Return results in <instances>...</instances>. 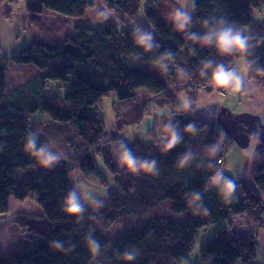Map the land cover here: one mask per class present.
<instances>
[{"label":"trees","instance_id":"16d2710c","mask_svg":"<svg viewBox=\"0 0 264 264\" xmlns=\"http://www.w3.org/2000/svg\"><path fill=\"white\" fill-rule=\"evenodd\" d=\"M96 1L29 0L25 8L31 21L46 13L59 14L76 19L73 31L59 43L36 40L9 57H0V214L9 212L10 199L33 200L50 223L44 231L25 229L22 233L26 236L13 250L0 256V264H179L180 258H190L199 231L222 223L226 226L216 229L200 248L199 264H249L258 256L256 237L253 234L231 237L229 227L232 218L239 214H246L256 226L264 221V159L254 166L250 183L237 179L233 200L226 202L217 187L210 183V177L215 169L222 170L225 156L235 142L231 138L226 142L223 152L212 159L214 168L209 169L204 149L213 142L218 125L207 124L194 113V103L201 91L223 94L229 88L235 89L202 78L199 74L202 63L210 58L234 64L239 57L218 56L214 49L193 45L183 34L174 31L165 19L172 6L170 0H101L108 9H116L125 15L120 26L114 19L102 17L95 25L86 19L87 11L94 8ZM2 2L0 0V4ZM142 8L145 25L137 17ZM262 9L264 0H197L193 30L199 31L200 22L206 18L223 17L241 30L264 38L258 33L264 30L263 26L253 20L254 13L264 16ZM135 19L142 25L131 23ZM127 24L130 27L127 28ZM133 25L151 31L159 48L145 51L137 47L131 36ZM165 51H171L174 60L161 63L158 57ZM252 51L251 58L256 65L246 77L263 85L264 71L257 69H264V44ZM180 53L183 58L178 59ZM67 59L70 62L66 65L49 70L53 62ZM131 60L139 61V65L132 64ZM10 64L32 65L41 72L8 92L5 72ZM164 64H167V71ZM178 64L186 69L190 79L179 76ZM46 89L52 91L50 97L46 95ZM62 89H66L64 94L60 93ZM139 89L160 97L156 106L171 111L181 128L194 122L205 129L202 128L197 135L182 133V142L165 150L160 143L165 133L159 127L160 122L156 121L155 130L158 125L160 137L154 132L149 143L138 136L129 142L119 131L131 126L124 121L135 123L136 118L140 119L144 113L141 105L123 117L118 116L120 123L123 122L122 127L119 125V131L107 138L100 116L102 99L109 95L118 101L134 99ZM179 92L185 93L192 101L194 111L178 109L176 98ZM11 108L14 110H9ZM38 111L46 114L52 122L70 123L86 149L73 165H56L20 182L17 178L19 171L39 165L25 150L27 134L35 132L38 143H47L39 133L41 124H32L29 120L28 114ZM234 116L256 124L249 131L260 124L255 116ZM166 121L167 116L163 122ZM121 140L138 157L157 160L158 175L128 174L114 155ZM187 150L199 155L190 165L181 168L177 161ZM103 170L111 177L115 189L100 209L101 214H94L95 222L66 214L62 201L73 187L71 173H80L85 181L106 187L108 180ZM192 192L201 194L208 215L196 212L189 204L188 194ZM165 202H169L171 213L189 212L188 216L176 222L159 214L127 229L114 241L104 238L103 234L115 222L143 216ZM85 217H88L87 212ZM90 232L102 246L101 255L95 258L86 247ZM54 240L64 241L65 250L52 248ZM126 251H136V259L124 260Z\"/></svg>","mask_w":264,"mask_h":264},{"label":"rangeland","instance_id":"374dc122","mask_svg":"<svg viewBox=\"0 0 264 264\" xmlns=\"http://www.w3.org/2000/svg\"><path fill=\"white\" fill-rule=\"evenodd\" d=\"M28 2L29 0H3L6 9L0 10V16L3 19L0 21V57H9L23 49L26 44H32L36 40H40L49 44L59 43L67 34L73 31V25L76 19L65 17L59 14L46 13L45 15L37 17L36 21H31L25 8L26 3ZM101 13L105 15H101ZM102 17L106 19H114L119 24V26L123 22L122 19H126L125 15L120 11L113 8L108 9L104 2L97 0L94 8L87 11L86 19L95 25ZM137 17L138 20L143 22L145 25L143 8L140 10ZM253 20L254 23L261 25L264 28V18L262 16L254 13ZM139 21H136L135 19L132 20L131 23L141 26L142 23ZM126 27H130V24H127ZM258 33L264 37V30H261V32ZM180 58H183L182 53L178 55V59ZM68 62H70L68 59L65 61H55L50 65L49 70L58 69L66 65ZM130 62L132 64L134 63L139 65V61L137 60H131ZM240 63V59L236 58L234 64L239 67ZM177 67L181 66L178 64ZM39 72L41 71L32 65L10 64L7 71L5 72L8 92L17 89L29 79L39 74ZM51 86L54 87L56 85L52 84ZM60 91V93L64 94L66 89H62ZM45 92L48 97L52 95V91L50 89H46ZM159 98L160 97L158 96H153L145 89H139L137 91L136 98L125 101H118L113 95L105 96L101 101L100 116L105 124L107 138L119 131V125L122 127L121 123L123 124V122L120 123L119 120L121 118L118 119V116L123 117V115L128 114L131 109L136 107L140 108L141 105L144 107H142L144 109V113H142L140 119L136 118L135 123L133 121H124L126 124L130 123L131 126L122 127L119 133L121 132L122 136L129 142L138 136V138L143 142L149 143L154 137V132H156V134L160 137L161 130L159 127L162 128V119L164 120L165 117L163 116L162 118V114L168 112L169 110L163 108V106L160 105V107L156 106L155 103L158 102L157 99ZM186 100H188V98L185 93L179 92L177 94V105L181 106L178 109L183 110L182 105ZM211 103H218L223 107L229 108L231 112H238L240 106L243 104V101L233 95H221L215 91H201L194 103L196 107L195 110L203 108ZM9 110L14 109L11 108ZM28 115L32 124H41V131L39 133L40 135L44 136V139L47 142L46 144H48L53 150L61 151L66 154L67 158L62 160L57 165H62L65 163H72L73 165L80 153L85 151L86 148L84 147L82 140L78 137L75 128L70 123L52 122L46 114L40 111ZM156 121L160 122L159 127L157 125V130H155ZM216 128H220L219 125ZM244 150L245 149L239 148L235 143L233 144L230 152L225 156V165L222 167V170L225 173L229 172V174L233 177H238L237 179H242V177H244V164H242L245 159ZM45 170L46 168H43L40 165L30 167V169H26V171L21 170L18 172V181H27L31 179L34 174L37 176L38 173ZM72 171L74 170L72 169ZM103 172L106 179L108 180L106 187H102L100 183H90L85 181L80 173H71L70 181L72 186L77 180L92 185L100 194V198L104 200L105 204L110 193L114 191L115 185L107 171L103 170ZM169 205V202H165L149 210L143 214V216H132L125 220L115 222L109 227L103 236L108 241H114L127 229L135 227L139 224H143L149 218L159 214H164L176 222L182 221L188 216L189 212H184L181 214L171 213L168 209ZM101 212L102 211L100 209L97 212H93L91 209H88L87 214L88 216H94V214L99 216ZM221 226H223V224L210 225L208 229L201 230L197 233L194 249L190 256L191 264H199L198 253L200 248L213 236L215 230ZM9 231L10 233L15 231L18 236H22V227L15 223H13L12 228H10ZM11 242L13 241H8L6 244H11ZM249 264L262 263L259 259H254Z\"/></svg>","mask_w":264,"mask_h":264},{"label":"clouds","instance_id":"9594fccd","mask_svg":"<svg viewBox=\"0 0 264 264\" xmlns=\"http://www.w3.org/2000/svg\"><path fill=\"white\" fill-rule=\"evenodd\" d=\"M197 7V0H172V6L165 14V19L172 26L173 30L183 34L193 45H199L205 48L215 50L216 55L221 57L238 56L240 66L224 62H216L213 59H206L199 70V74L205 80L221 86L234 87L237 91L245 88L247 73L254 68L256 61L252 59L253 49L260 44H264V38L256 37L252 33L245 32L238 28L233 22L226 18L210 17L200 22V30L194 31V13ZM101 15H105L101 13ZM131 36L135 45L145 51H154L159 48V43L151 31H146L138 25L131 30ZM158 60H174L171 51L160 53ZM164 70L167 71V64H164ZM177 73L181 78L190 79V74L183 67H177ZM264 71V69H257ZM178 108L181 106H177ZM184 112L194 111L192 101L186 100L182 105ZM167 116V121L163 122L162 128L165 133L160 138V143L165 150H170L180 144L183 140V134L197 135L202 130L194 122H189L181 128L175 121V116L171 111L162 114ZM205 129V128H204ZM249 147L244 150L247 159L253 160L257 157L256 146L261 143V137H264V126H257L248 132ZM227 132L223 128H218L216 136L210 144L206 145L204 152L208 158L206 166L209 169L214 168L212 159L216 158L224 150L226 142L229 141ZM39 137L35 132H29L25 137L24 147L27 153L34 157L38 164L46 169L54 168L62 160L66 159V154L61 151H55L48 144L38 143ZM114 155L120 166L130 175H158V161L138 157L128 147V144L121 140L118 148L114 150ZM198 153L191 150L183 152L177 161L179 167L184 168L197 159ZM237 178L225 174L223 170L215 169L210 177V183L217 187L221 197L228 203H231L238 187ZM189 204L194 207L196 212L208 215V209L203 206V198L199 192L188 194ZM62 207L66 214L77 217L78 219H89L95 222V216L85 217L88 209L93 212L99 211L104 207V200L100 198L97 190L89 184L82 181H75L73 187L65 194ZM51 247L56 250H65V242L54 240ZM86 247L93 258L101 255L102 246L97 239L91 234L86 238ZM136 251H126L123 253V259L134 261ZM179 264H191L190 258H180Z\"/></svg>","mask_w":264,"mask_h":264},{"label":"crops","instance_id":"0c3cea01","mask_svg":"<svg viewBox=\"0 0 264 264\" xmlns=\"http://www.w3.org/2000/svg\"><path fill=\"white\" fill-rule=\"evenodd\" d=\"M3 9H6V7L2 2L0 4V10ZM262 17L264 18V16ZM1 20L3 19L0 16V21ZM29 45L30 44L28 43L24 47ZM239 92V95L236 97L240 98L243 101V104L240 106L238 112L230 111V113L233 115L248 114L255 116L258 118V122L264 125V83L261 85L257 81L246 77L245 88ZM256 152L257 157L255 159L249 160L245 156L244 162L242 163L244 164V177H242V179L248 183L252 181L254 166L264 159V142L261 141V143L256 146ZM83 153L84 151L80 153L79 157ZM13 223L22 227V236H18L15 231L10 233L9 230L12 228ZM222 224L224 227L226 226V223ZM49 227L50 223L45 218L43 211L33 200L21 202L15 199H10L9 212L7 214H0V256L7 254L21 242L22 238L26 236V233H22L25 229L44 231ZM229 233L231 237L253 234L256 237L258 244V256L256 259H259L261 263L264 264V221L261 225L256 226L248 219L246 214L236 215L232 218ZM8 241L13 242H11V244H6Z\"/></svg>","mask_w":264,"mask_h":264},{"label":"water","instance_id":"95a60500","mask_svg":"<svg viewBox=\"0 0 264 264\" xmlns=\"http://www.w3.org/2000/svg\"><path fill=\"white\" fill-rule=\"evenodd\" d=\"M194 113L207 124H217L223 128L227 132L228 137L231 138L239 148L246 149L248 147L249 138L247 134L250 131H243L241 127H243L242 124H247L249 128L251 123L242 122L237 118L238 116L231 114L228 108L220 106L218 103H212L196 110ZM258 126L264 125L259 124ZM261 141L264 142V139Z\"/></svg>","mask_w":264,"mask_h":264},{"label":"built area","instance_id":"2783aa9c","mask_svg":"<svg viewBox=\"0 0 264 264\" xmlns=\"http://www.w3.org/2000/svg\"><path fill=\"white\" fill-rule=\"evenodd\" d=\"M260 11L264 13V10H263V9L260 10ZM227 94H232V95H234V96H237V95H239V91H237L236 89L229 88V89L227 90V92H224V93L221 94V95H227Z\"/></svg>","mask_w":264,"mask_h":264},{"label":"flooded vegetation","instance_id":"af4514ba","mask_svg":"<svg viewBox=\"0 0 264 264\" xmlns=\"http://www.w3.org/2000/svg\"><path fill=\"white\" fill-rule=\"evenodd\" d=\"M240 120H241L242 122L245 121V120H242V119H240ZM245 122H249V121H245ZM250 123H251V122H250ZM255 125H256V124H254V123L252 124V123H251V126L254 127ZM242 126H243V127H241V128H242L243 131H244V130H245V131L251 130V126L248 128V125H247V124H242ZM243 128H244V129H243Z\"/></svg>","mask_w":264,"mask_h":264}]
</instances>
